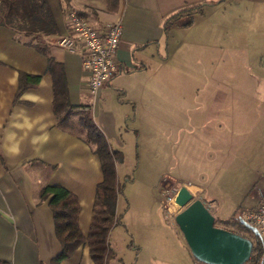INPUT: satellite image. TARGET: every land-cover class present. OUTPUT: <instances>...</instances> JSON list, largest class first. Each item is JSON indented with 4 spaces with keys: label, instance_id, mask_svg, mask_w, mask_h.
Wrapping results in <instances>:
<instances>
[{
    "label": "crops",
    "instance_id": "0c3cea01",
    "mask_svg": "<svg viewBox=\"0 0 264 264\" xmlns=\"http://www.w3.org/2000/svg\"><path fill=\"white\" fill-rule=\"evenodd\" d=\"M48 2L59 35L35 37L41 46H37L36 41L30 44L32 37L23 32L0 25V264H52L60 253L49 200L40 196L47 185L63 186L78 197L81 206L79 225L82 233L86 237L89 235L96 190L103 180V172L95 148L88 141V131L82 124L85 112L90 113L112 150L109 134L114 124L130 119L134 113V122H140L143 127L138 128L141 134L143 130H154L149 125V117L160 116L162 137L174 140L168 133L173 129L179 133L176 137L186 132L181 142L175 140L176 148L182 147L189 155H201L197 162L199 167L194 171L197 176L184 179L178 183L179 188L187 187L211 213L214 212L216 220H220L214 207L219 198L213 194L220 183L230 187L227 194L230 202L237 206L234 214L242 217L245 212L258 207L264 194V183L255 184L254 178L261 174L264 179L262 171L236 182L232 180V171L237 161L235 156L256 147L259 143L256 141L255 144L253 140L260 138L259 134L250 136L246 133L237 137L232 129L227 130L221 119L213 117L210 121V113L219 93L217 60H225L239 49L250 53L249 47L231 45V39L236 38L230 35L231 27L242 28L234 34L243 42L247 34H256L257 31L251 29L263 27L264 21L253 25L239 17L234 24L232 11L227 12L228 6L232 9L228 0ZM202 3V13L183 14L169 22L183 9ZM223 6L226 8L222 18L212 19L218 12L217 7ZM69 9L82 12L94 25L120 21L123 27L117 53L118 73L96 96L89 94V75L82 67L80 55L57 44L59 38L69 32ZM190 18L192 24L185 26ZM178 32L194 34L177 42ZM189 56L197 58L192 67L183 61L175 64L177 57L186 60ZM50 59L55 65L53 68H50ZM21 73L38 76L39 81L18 95ZM58 89L66 101L56 102ZM162 90L176 96L171 118L167 117L168 101L161 103V114L144 103ZM113 100L116 114L106 109ZM101 112L106 118L104 126L97 125ZM182 122H189L190 129L183 128ZM211 122L215 124L211 126ZM241 163L237 168L248 161ZM263 164L262 159H256L253 166L259 170ZM208 171L213 173L207 174ZM242 201V205H237ZM244 236L255 239L254 235ZM109 245L113 249L110 242ZM182 246L187 247L186 243ZM150 259L154 261L150 264H157V261L158 264L187 263L170 254H157ZM59 264H94L88 243Z\"/></svg>",
    "mask_w": 264,
    "mask_h": 264
},
{
    "label": "rangeland",
    "instance_id": "374dc122",
    "mask_svg": "<svg viewBox=\"0 0 264 264\" xmlns=\"http://www.w3.org/2000/svg\"><path fill=\"white\" fill-rule=\"evenodd\" d=\"M228 2L232 5V9L226 3L225 6H228L229 11L227 12L232 11L231 18L234 24L239 17L243 21H250L253 25L261 20L264 21V0H228ZM225 8L224 6L217 7L218 12L212 19H221ZM241 29L234 25L231 27L230 35L236 37L231 39V45L233 47L242 45L245 49L249 47L250 53L239 49L227 56V59L220 60V62L217 60V65L220 67L216 78L219 83L217 86L219 93L210 113V121L213 117H217L216 120L221 119L227 130L232 129L237 137L244 136L246 133L250 136L258 133L260 136L258 139H252L255 144L259 143L256 147L235 156L237 161L233 168L235 170L232 171L234 182L237 179L243 181L244 177L254 172L256 174L257 171H262L264 174V164L259 170L253 166L256 159L264 161V26L253 27L251 30L257 33L247 34L243 42H240L239 35L234 34L235 31L239 32ZM192 32L188 35L185 32H178L177 42L183 37L191 38L194 34ZM177 58L175 64L183 61L192 67L197 63V58H192V56L186 60L182 57ZM116 99H119V95H116ZM175 100L176 96L171 91L162 90L158 91L156 96L146 99L144 103L152 106L154 111L156 108L161 114V103L168 101L169 115L167 117L171 118L173 115L171 107L175 104ZM225 103L227 104L223 105ZM106 109L116 114L115 101L109 102ZM134 116L133 113L130 119L127 118L124 122L119 121L114 124L111 129L112 135L109 134L113 151L120 152L122 155L116 169L118 182L123 188L119 212L117 208V213L123 215V223L114 227L109 234L108 240L114 250V257L109 263L150 264L154 262L150 258L157 254H170L179 259H185L186 264H197L187 247L182 246V243L186 242L175 222V217L181 209L175 204L174 199L178 189H181L177 186L178 183L197 176L194 171L199 167L197 162L200 161L201 155H189L182 147L180 150L176 148L175 140L181 142L186 132L176 137L179 133L173 129L168 133L173 136L174 140L162 137L159 133L162 127L160 116L149 117L151 120L149 125L154 130L142 129L141 134L138 128L143 127L140 122H134ZM98 124L101 126L106 124L104 112L99 114ZM210 124L213 126L215 123ZM180 125L190 129L189 122H182ZM206 158L204 156V159ZM246 161L248 164L241 166L243 169L237 168L241 162L243 165ZM206 173L211 174L213 171ZM214 180L213 176L212 181ZM254 180L255 184L264 183L261 174L255 176ZM222 184L220 183L214 191V197L219 198L214 207L218 219L228 220L235 212L234 207L237 206L230 202L229 194H227L229 193L227 189L230 190V187ZM242 204L243 201L238 202L237 205ZM216 222L218 223V220ZM217 223L218 227H222Z\"/></svg>",
    "mask_w": 264,
    "mask_h": 264
},
{
    "label": "trees",
    "instance_id": "16d2710c",
    "mask_svg": "<svg viewBox=\"0 0 264 264\" xmlns=\"http://www.w3.org/2000/svg\"><path fill=\"white\" fill-rule=\"evenodd\" d=\"M63 1L68 2L69 0ZM203 6L204 3L185 8L172 17L169 22L176 21L183 14L191 16L195 12L200 13ZM192 21L193 19L190 18L185 26H190ZM0 25L12 27L32 37L30 44L36 41L35 37L49 38L59 35L48 0H1ZM36 45H40L39 41ZM53 67H55L54 62L50 59V68ZM38 81V76L21 73L18 95ZM61 95L62 93L58 89L57 103L66 101ZM81 120L88 131V141L94 146L95 153L101 161L103 180L97 186L92 221L87 237L82 233L79 225L81 206L78 197L60 185H47L42 189L40 196L43 200H49L56 235L61 246V251L54 258L52 264H59L70 258L85 243L89 245L90 256L94 264H109V261L114 257V250L109 245V234L114 227L123 223V215L117 213V201L118 197L123 194V188L118 182L116 169L122 155L110 148L104 135L93 122L90 113L85 112ZM242 219L240 214L236 213L230 219L218 220L216 223L243 236L245 234L253 235L241 223ZM254 237V251L248 264H264L263 244L259 237Z\"/></svg>",
    "mask_w": 264,
    "mask_h": 264
},
{
    "label": "built area",
    "instance_id": "2783aa9c",
    "mask_svg": "<svg viewBox=\"0 0 264 264\" xmlns=\"http://www.w3.org/2000/svg\"><path fill=\"white\" fill-rule=\"evenodd\" d=\"M69 32L57 44L70 52L78 53L82 67L88 73L89 94L96 96L118 73L117 53L123 34L120 21L97 26L77 9L67 11ZM242 218L258 229L264 247V194L256 209L247 211Z\"/></svg>",
    "mask_w": 264,
    "mask_h": 264
},
{
    "label": "water",
    "instance_id": "95a60500",
    "mask_svg": "<svg viewBox=\"0 0 264 264\" xmlns=\"http://www.w3.org/2000/svg\"><path fill=\"white\" fill-rule=\"evenodd\" d=\"M174 202L181 209L175 222L199 264H248L254 251L253 239L218 227L204 202L187 187L178 191ZM241 223L260 238L257 228L244 219Z\"/></svg>",
    "mask_w": 264,
    "mask_h": 264
}]
</instances>
